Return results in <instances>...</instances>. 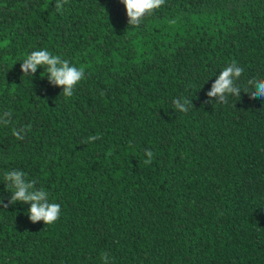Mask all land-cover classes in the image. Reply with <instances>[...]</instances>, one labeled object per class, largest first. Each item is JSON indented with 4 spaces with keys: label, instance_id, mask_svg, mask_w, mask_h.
<instances>
[{
    "label": "trees",
    "instance_id": "trees-1",
    "mask_svg": "<svg viewBox=\"0 0 264 264\" xmlns=\"http://www.w3.org/2000/svg\"><path fill=\"white\" fill-rule=\"evenodd\" d=\"M57 2L0 0V197L17 169L61 205L51 225L0 206V264H264V100L243 91L264 79V0H165L138 27L120 0ZM44 49L84 69L72 97L23 77ZM233 61L240 97L217 103Z\"/></svg>",
    "mask_w": 264,
    "mask_h": 264
},
{
    "label": "clouds",
    "instance_id": "clouds-1",
    "mask_svg": "<svg viewBox=\"0 0 264 264\" xmlns=\"http://www.w3.org/2000/svg\"><path fill=\"white\" fill-rule=\"evenodd\" d=\"M66 2V0H64ZM125 5L128 17V24L132 27H138L146 17L151 16L155 10L165 4V0H120ZM63 7L61 2L56 3L55 8L60 11ZM23 77H34L38 68H44L48 81L63 89L62 95L70 98L74 94L76 86L85 78L83 68H78L71 64L69 60L62 59L59 55H53L48 50H37L31 52L20 63ZM243 73V68L238 66L235 61L225 67L219 77L212 84L211 90L207 92L209 98H217V103L227 104L230 96L240 97L241 88L237 85L238 79ZM248 86L243 91L250 92L252 98L259 97L264 100V79L253 78L247 81ZM211 99L205 103H211ZM176 110L187 113L192 105V101L187 98H176L172 101ZM12 113L10 111L3 112L0 115V125L7 126L11 123ZM31 130L29 125L27 128H13L12 135L18 140H23L28 131ZM97 136H90L85 143L94 142L99 139ZM147 159L143 161L145 165L151 164L154 153L146 150ZM3 179L6 187L11 188V196L7 203L4 198L0 197V206L8 208L18 202L22 204H30L28 210L29 220L32 223L43 221L45 225H51L58 221L61 215V205L59 203L50 202L49 193L43 188H37L36 180H28L26 173L22 170H9L4 172ZM103 264H109L108 254L103 253L101 256Z\"/></svg>",
    "mask_w": 264,
    "mask_h": 264
}]
</instances>
